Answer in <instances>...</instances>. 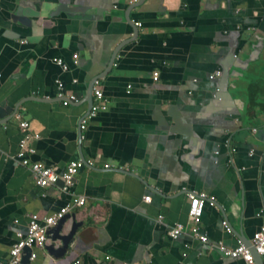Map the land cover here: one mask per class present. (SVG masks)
Returning a JSON list of instances; mask_svg holds the SVG:
<instances>
[{
    "label": "crops",
    "instance_id": "0c3cea01",
    "mask_svg": "<svg viewBox=\"0 0 264 264\" xmlns=\"http://www.w3.org/2000/svg\"><path fill=\"white\" fill-rule=\"evenodd\" d=\"M136 1L0 0V261L32 214L83 196L66 214V230L81 222L74 245L55 257L49 238L31 264H246L213 248L238 244L225 220L249 240L264 223V0H144L129 13L137 39L98 82L107 110L81 129L87 84L132 33L124 12ZM217 70L230 74L221 102L202 83ZM58 80L76 102L63 105ZM27 133L39 136L34 160L61 172L88 163L69 191L40 187L20 164ZM190 193L220 206L206 201L198 223L210 247L184 251L190 230L177 241L167 231L188 225Z\"/></svg>",
    "mask_w": 264,
    "mask_h": 264
},
{
    "label": "built area",
    "instance_id": "2783aa9c",
    "mask_svg": "<svg viewBox=\"0 0 264 264\" xmlns=\"http://www.w3.org/2000/svg\"><path fill=\"white\" fill-rule=\"evenodd\" d=\"M135 25H140L139 23H135ZM76 58V56H75ZM54 63L61 66L64 71L68 70V66L61 58H54ZM153 74V79L156 80L158 75ZM158 74V73H157ZM220 73L216 72L214 76L211 77L213 80L215 77H219ZM57 86L59 90V97L63 100V105L68 106L72 102H76L78 100L76 94H71L69 96H65L63 90L65 88L64 83L61 80L57 81ZM129 88V86H127ZM107 110V106L104 100V95L99 86L98 81H95L93 93H92V105L89 112L86 114L84 118L81 120V129L85 128V125L88 121L95 118L98 113L105 112ZM21 127L24 131L28 130L29 124L28 122H22ZM39 136H31L27 133L19 143V152L17 154V158L20 161V164L28 169L33 175L36 183L42 187L46 188L52 185H57L60 180L64 181V187L62 188L65 192L69 191L70 188L74 185V180L76 174L82 168L83 164L79 160L71 161L66 167L65 171L61 172L54 167L48 166L43 162L38 160H34V155L36 154L35 148L30 144L31 139H37ZM188 198L191 201V205L188 212V225H184L182 223H177L172 226L169 235L172 238H177L180 234L184 233L186 229L190 230V234L198 239L199 241L205 243L207 241V235L201 232V228L199 226L200 219L203 215V210L205 206V202L207 196L203 193H190ZM143 201H151L150 196H144ZM85 202V198L83 196H79L75 198L73 201L65 204L60 209L55 211L54 213L41 217L37 213L31 215L27 230L25 232H18V239L12 245L9 256L5 260L0 261V264H20L22 260V256L24 253V249L26 247L33 248L30 260H33L36 257L34 252L35 247L44 246L49 237L48 231L52 227L56 226L59 221L75 206H82ZM159 222H161L164 217L161 215L157 217ZM222 225L226 232H230L229 224L227 221L222 222ZM253 248L255 252L264 257V225L255 233L253 238ZM219 250L226 257L239 258L243 260L246 264H255L254 254L252 252V248L247 246L246 244L239 242L237 246L234 248L226 247L223 243L218 244ZM105 259H110L108 255L105 256ZM77 262V261H76ZM118 264H127L125 262Z\"/></svg>",
    "mask_w": 264,
    "mask_h": 264
},
{
    "label": "water",
    "instance_id": "95a60500",
    "mask_svg": "<svg viewBox=\"0 0 264 264\" xmlns=\"http://www.w3.org/2000/svg\"><path fill=\"white\" fill-rule=\"evenodd\" d=\"M143 2H144V0H137L136 2H131L127 6L126 11L124 12V19L127 22V24L131 27L132 33L130 34V36H127L126 38L125 37L124 38H121L119 40V42L116 44V46L114 47V49L111 51L106 66L102 69V71H100L99 73H97L95 76H93L89 80V82L87 84V88H86V93H85V96L83 98V100H84L83 102L87 104V112H86V114L89 112V110L91 108V105H92V93H93V88H94L95 81H98V82L104 81L106 79V77L109 75V73L112 71V69L116 67V63L115 62H116L117 57L119 56V53L121 52V50L126 45L134 42L137 39V37H138V28L141 27V24L139 23L140 25H138V26L135 25V23L130 20L129 13L134 8L140 6ZM112 7L114 8L115 6H112ZM234 57L237 58L236 55H234ZM216 72H219L220 73V76L219 77H215L212 80L211 77L214 76V74ZM153 74H154V72L152 73V77H153ZM158 76H159V73H158ZM229 76H230V74H227L225 71L217 70L214 73L210 74L208 77H206L207 80H205V79H204V81L201 80L202 83L205 84L208 87V91L210 93L209 95H210V100L211 101H217V102H221L222 101L223 94L226 91L225 90L226 89V86L228 85L227 79H228ZM157 79H158V77H157ZM193 81L196 82L195 79ZM197 82L199 83L198 80H197ZM127 86H129V88H127ZM127 86H126V91L125 92L128 95V94L131 93V85H127ZM189 93L192 94L193 91L192 92H189ZM37 101H40L41 102L42 100L41 99L40 100L37 99ZM78 137L81 138L80 129H79ZM80 142H81V139H79V143ZM232 153H236V150L233 147H232ZM253 155H254V153L251 151L249 156L250 157H253ZM81 162L84 165H88V163L83 158H81ZM119 171H121L123 173L131 174L130 172H125L124 170H119ZM135 177H138V176H135ZM57 185H59V186H61L63 188L64 187V181L60 180ZM146 186L150 190H152L153 192H155L156 194H158L159 196H162L161 194L157 193L154 188L151 189L148 184H146ZM206 201L207 202H212L213 200H211V199H209L207 197ZM213 202H214V204L219 205L216 201H213ZM258 216H264V208H262V209L259 210ZM68 218H69V215H65L59 221V223L55 227L49 229V231H48V237L52 241H59L60 242V245L59 246L54 245V243L47 244L45 246L46 249L50 252V254L54 255L55 257H60L63 254H65L68 250H70V248L76 242V234H77L78 227L81 226V222L80 221H76V219H74L72 221V223L70 224V226L66 230V222H67V219ZM262 225H264V223L261 224V226ZM261 226L259 227V229L261 228ZM171 228H172V226H170L168 228L167 235L173 241L179 240L184 235V233H182L177 238H172L169 235V232H170ZM229 228H230L231 231L228 232V233H230V234L234 233L239 238L238 243L239 242H242V243H244L247 246H250L252 248V252L254 254V259H255V264H264V257L259 256L255 252V250H254V248L252 246L253 245V239L252 240H249L242 233V231H238V232L235 231V229L233 228V226H231L230 224H229ZM189 238L191 240L184 243V251L187 250V249L192 248V244H193L194 241L200 243L201 245L208 244V246H209V238H208V236H207V241L205 243L199 241L198 239L194 238L193 236H190ZM253 238H254V236H253ZM232 248H234V247H232ZM213 249L217 250L222 256L226 257L219 250L218 244H216ZM32 251H33V248H31V247H26L24 249V253H23L22 260H21L20 264H31L30 257H31ZM182 258H183V254H182ZM226 258H229L231 260H241L239 258H233V257H226Z\"/></svg>",
    "mask_w": 264,
    "mask_h": 264
}]
</instances>
